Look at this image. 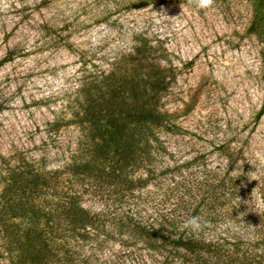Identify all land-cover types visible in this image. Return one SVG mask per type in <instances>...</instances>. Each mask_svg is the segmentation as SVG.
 I'll use <instances>...</instances> for the list:
<instances>
[{
	"label": "rangeland",
	"instance_id": "obj_1",
	"mask_svg": "<svg viewBox=\"0 0 264 264\" xmlns=\"http://www.w3.org/2000/svg\"><path fill=\"white\" fill-rule=\"evenodd\" d=\"M254 21L252 0H215L207 9L195 0H0V198L11 173L32 165L60 192L83 194L92 211L134 208L154 221L173 208L166 193L200 166L186 163L201 154L217 163L211 151L221 143L243 148L254 179L264 177V28L253 31ZM146 42L152 54L134 59V46ZM157 69L165 87L148 92L164 117L149 138L151 179L129 201L98 179L76 180L72 165L95 144L83 120L88 96H101L114 78ZM138 174L147 176L143 166ZM7 224L12 235L23 231L19 218ZM12 240L0 235V264H19ZM65 241L61 251L71 255L57 264H90L87 256L91 264H158L144 240L133 249L119 238L100 249Z\"/></svg>",
	"mask_w": 264,
	"mask_h": 264
},
{
	"label": "trees",
	"instance_id": "obj_2",
	"mask_svg": "<svg viewBox=\"0 0 264 264\" xmlns=\"http://www.w3.org/2000/svg\"><path fill=\"white\" fill-rule=\"evenodd\" d=\"M252 1V29L259 33L264 28V0ZM133 50L134 59L145 60L154 47L146 42ZM164 82L158 69L151 75H124L114 78L101 96H88L83 120L95 130V144L88 160L72 165L76 180L83 177L91 184L98 179L101 187L117 188L122 201L136 197L145 187L153 172L149 166L155 137L152 125L164 117L148 90L161 91ZM263 115L264 103L257 117ZM211 152L217 153V163L207 154L186 163L188 168L193 161L200 166L166 193V201L174 196L173 208L154 221L143 220L134 208L92 211L84 205L83 194L60 192L53 187L51 176L29 164L27 172L11 173L8 195L0 198V235L13 237L19 246V264L69 260L67 248L61 250L70 237L80 247L90 243L93 249L118 238L125 248L133 249L144 240L154 249L158 264H264V177L254 179L243 148L235 150L221 143ZM222 160L229 164L223 165ZM142 166L146 177L137 175ZM8 216L21 219L22 232L10 233ZM94 257L87 256L85 261L91 264Z\"/></svg>",
	"mask_w": 264,
	"mask_h": 264
},
{
	"label": "clouds",
	"instance_id": "obj_3",
	"mask_svg": "<svg viewBox=\"0 0 264 264\" xmlns=\"http://www.w3.org/2000/svg\"><path fill=\"white\" fill-rule=\"evenodd\" d=\"M215 0H195L199 8L207 9L213 6Z\"/></svg>",
	"mask_w": 264,
	"mask_h": 264
}]
</instances>
